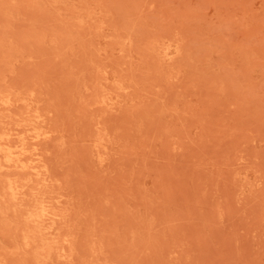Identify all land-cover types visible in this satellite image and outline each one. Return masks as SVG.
Segmentation results:
<instances>
[{
  "label": "rangeland",
  "instance_id": "rangeland-1",
  "mask_svg": "<svg viewBox=\"0 0 264 264\" xmlns=\"http://www.w3.org/2000/svg\"><path fill=\"white\" fill-rule=\"evenodd\" d=\"M0 147V264H264V0H0Z\"/></svg>",
  "mask_w": 264,
  "mask_h": 264
},
{
  "label": "bare ground",
  "instance_id": "bare-ground-1",
  "mask_svg": "<svg viewBox=\"0 0 264 264\" xmlns=\"http://www.w3.org/2000/svg\"><path fill=\"white\" fill-rule=\"evenodd\" d=\"M3 151V149L0 147V153ZM30 217L33 219V220H37V218H41L42 220H51V223H53L55 220H56V215L55 214H52V213H48V214H35L33 213L32 215H30Z\"/></svg>",
  "mask_w": 264,
  "mask_h": 264
}]
</instances>
